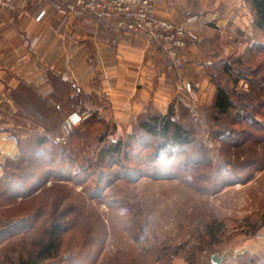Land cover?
Listing matches in <instances>:
<instances>
[{
  "label": "rangeland",
  "instance_id": "1",
  "mask_svg": "<svg viewBox=\"0 0 264 264\" xmlns=\"http://www.w3.org/2000/svg\"><path fill=\"white\" fill-rule=\"evenodd\" d=\"M248 10L247 36L223 42L236 50L209 59V90L186 79L184 67L168 69L161 50L165 70L178 76L165 114L171 107L191 134L185 147L156 155L160 140L139 128L156 113L151 107L126 119L114 104L105 117L99 102L64 142L56 139L71 113L50 128L42 150L24 136L16 157L1 163L0 264L33 263L53 225L62 228L60 253L45 264H131L139 251L160 249L168 255L161 264L176 252L195 264H212L214 255L249 264L238 246L264 227V30ZM220 46L210 43L209 54ZM218 87L233 102L225 114L212 108ZM119 141V157L102 155Z\"/></svg>",
  "mask_w": 264,
  "mask_h": 264
},
{
  "label": "crops",
  "instance_id": "2",
  "mask_svg": "<svg viewBox=\"0 0 264 264\" xmlns=\"http://www.w3.org/2000/svg\"><path fill=\"white\" fill-rule=\"evenodd\" d=\"M153 1L157 15L173 22L200 15L196 37L182 51L184 76L209 90V59L236 50L223 42L247 36L253 23L251 4L248 0ZM213 42L222 47L209 54ZM164 59L159 47L117 29L110 16L65 19L39 0H15L14 10L0 9V163L16 157L24 136L36 149L48 140L50 128L59 129L66 114L89 115L98 102L105 117L107 107L114 104L122 108L117 115L126 119L143 114L148 106L165 114L178 76L165 70ZM204 97L203 93V101ZM11 133L19 137L17 146L8 140ZM238 253L247 254L253 264H264V227L243 240ZM220 259L219 264L229 262ZM171 264L189 262L174 255Z\"/></svg>",
  "mask_w": 264,
  "mask_h": 264
},
{
  "label": "built area",
  "instance_id": "3",
  "mask_svg": "<svg viewBox=\"0 0 264 264\" xmlns=\"http://www.w3.org/2000/svg\"><path fill=\"white\" fill-rule=\"evenodd\" d=\"M62 18L83 15L110 16L115 21L117 29L145 39L148 45H157L167 59L170 70L180 72L183 67L181 51L195 37L193 26L199 21V15L188 16L184 21L173 23L160 18L156 14L152 0H39ZM0 9L14 10L15 0H0ZM44 12L40 14L42 17ZM29 44L28 41H26ZM189 89H196L197 84L188 82ZM194 97V95H193ZM195 99V97H194ZM75 117V119H74ZM79 113L72 112L64 124L65 136L57 138L64 142L71 129L79 124ZM8 140L15 146L20 142L19 137L11 133ZM3 166L0 163V175Z\"/></svg>",
  "mask_w": 264,
  "mask_h": 264
},
{
  "label": "trees",
  "instance_id": "4",
  "mask_svg": "<svg viewBox=\"0 0 264 264\" xmlns=\"http://www.w3.org/2000/svg\"><path fill=\"white\" fill-rule=\"evenodd\" d=\"M251 8L255 16L254 24L256 27L264 30V0H251ZM233 107V102L229 94L218 87V91L213 103L212 108L217 112V114H225ZM174 112L171 107L165 115L150 112L148 119L141 120L139 123V128L147 135L152 138L159 139V143L156 145L155 154L163 156L173 150L181 149L192 142V137L189 131L177 120L173 119ZM44 141L41 143L37 150H42L45 146ZM57 145V144H56ZM121 142H116L105 150H103L102 155L104 157H119L121 153ZM61 226L53 225L50 231V239L47 241L46 245L35 254L34 262L31 264H45L44 262L50 259H56L60 253L61 238L60 230ZM262 228L259 227L254 230L253 233H257L258 230ZM62 229V228H61ZM59 230L60 232H57ZM254 234V235H255ZM165 249L156 250V252H143L137 253V262H132L131 264H152L162 263V260L166 255ZM179 253H173L172 255H178ZM171 255V256H172ZM172 259V257H171ZM171 259L169 260L171 264ZM249 264H253V260L249 257ZM189 264H195L190 262Z\"/></svg>",
  "mask_w": 264,
  "mask_h": 264
},
{
  "label": "water",
  "instance_id": "5",
  "mask_svg": "<svg viewBox=\"0 0 264 264\" xmlns=\"http://www.w3.org/2000/svg\"><path fill=\"white\" fill-rule=\"evenodd\" d=\"M220 260H221L220 257H218L217 255L212 256L213 264H219Z\"/></svg>",
  "mask_w": 264,
  "mask_h": 264
},
{
  "label": "snow or ice",
  "instance_id": "6",
  "mask_svg": "<svg viewBox=\"0 0 264 264\" xmlns=\"http://www.w3.org/2000/svg\"><path fill=\"white\" fill-rule=\"evenodd\" d=\"M74 119H75V117H74Z\"/></svg>",
  "mask_w": 264,
  "mask_h": 264
}]
</instances>
